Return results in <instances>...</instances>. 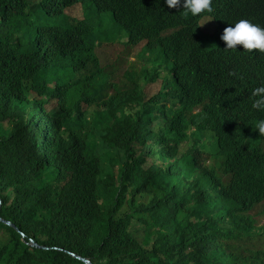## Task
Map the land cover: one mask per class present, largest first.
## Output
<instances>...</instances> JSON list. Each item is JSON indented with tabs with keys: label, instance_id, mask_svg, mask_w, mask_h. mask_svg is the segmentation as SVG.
<instances>
[{
	"label": "trees",
	"instance_id": "1",
	"mask_svg": "<svg viewBox=\"0 0 264 264\" xmlns=\"http://www.w3.org/2000/svg\"><path fill=\"white\" fill-rule=\"evenodd\" d=\"M152 1L0 0V264H264L252 54L216 36L203 62L181 44L193 17ZM251 1L209 14L220 29ZM122 40L157 91L113 83L97 47Z\"/></svg>",
	"mask_w": 264,
	"mask_h": 264
},
{
	"label": "clouds",
	"instance_id": "2",
	"mask_svg": "<svg viewBox=\"0 0 264 264\" xmlns=\"http://www.w3.org/2000/svg\"><path fill=\"white\" fill-rule=\"evenodd\" d=\"M163 4L171 10L183 15L192 16L193 19L189 25L180 34L181 44L192 55L196 56L205 63H208L214 51L216 36L225 49L240 50L243 53L252 54L248 61L251 66L244 75L246 101L239 108L252 105L253 109L263 111L264 114V0H252L240 11L242 14L239 19L232 24H225L219 29L217 21L209 14L213 11L214 0H162ZM161 6L152 0H139L138 5ZM179 8V9H178ZM245 11V14H244ZM244 14V15H243ZM154 29L160 39L165 42L169 41L178 29L170 23L158 19L155 21ZM106 42L97 47V54L103 66L107 67V72L112 76H118L122 70L127 57L131 55L123 45ZM144 43L140 44L142 49ZM117 46H123V50L118 53ZM139 52V49H134ZM110 52L115 53L111 58ZM150 56V55H149ZM152 58V56H150ZM160 77L158 79L161 80ZM125 78L132 82V86L126 90L135 88V82L139 81V87L142 95L146 90V82L139 79L138 74H131L127 71ZM133 78V79H132ZM113 83H116L113 81ZM155 130V125L153 126ZM256 131L260 134L262 144L264 145V119L256 123ZM166 145V144H165ZM197 154H195L196 156ZM264 222V218H262Z\"/></svg>",
	"mask_w": 264,
	"mask_h": 264
},
{
	"label": "rangeland",
	"instance_id": "3",
	"mask_svg": "<svg viewBox=\"0 0 264 264\" xmlns=\"http://www.w3.org/2000/svg\"><path fill=\"white\" fill-rule=\"evenodd\" d=\"M75 15L83 16V9L78 8L75 12ZM123 48L125 49V47L123 46H117L116 50L118 53H120L123 50ZM128 51L132 54L127 57V61L124 63L122 70L119 72V75L112 76V80L114 82H117L119 86L123 88V90L129 89L132 86V82H130L127 78H125L124 76L125 73L127 71L139 73V70L141 69L142 64L144 62V60L140 58V55L136 50L128 49ZM110 55H111V58L115 57L114 52H110ZM158 89H159L158 85H150L146 87V91L149 94L157 91Z\"/></svg>",
	"mask_w": 264,
	"mask_h": 264
},
{
	"label": "water",
	"instance_id": "4",
	"mask_svg": "<svg viewBox=\"0 0 264 264\" xmlns=\"http://www.w3.org/2000/svg\"><path fill=\"white\" fill-rule=\"evenodd\" d=\"M0 203H1V204H0V208H1V207H2V202H0ZM0 213H1V211H0ZM0 221H1L2 223H4V224L10 225V226H12V227L15 228V226L12 225L11 222H8V221L4 220V219L1 217V215H0ZM32 245H33V247H35V248H40V246H38L36 243H32ZM44 249H45V248H44ZM71 256H72L74 259H76V260H78V261H81V262H83V263H85V264H92V262H91L90 260H88V259L82 258V257H80V256H76V255H74V254H71Z\"/></svg>",
	"mask_w": 264,
	"mask_h": 264
}]
</instances>
